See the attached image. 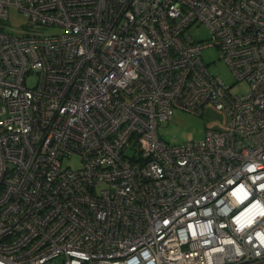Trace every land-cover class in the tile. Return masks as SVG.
<instances>
[{"label":"built area","instance_id":"built-area-1","mask_svg":"<svg viewBox=\"0 0 264 264\" xmlns=\"http://www.w3.org/2000/svg\"><path fill=\"white\" fill-rule=\"evenodd\" d=\"M10 6L61 32H7ZM0 22V264H264V0H0ZM205 104L222 129L159 136Z\"/></svg>","mask_w":264,"mask_h":264},{"label":"rangeland","instance_id":"rangeland-1","mask_svg":"<svg viewBox=\"0 0 264 264\" xmlns=\"http://www.w3.org/2000/svg\"><path fill=\"white\" fill-rule=\"evenodd\" d=\"M27 18L23 12L16 7L8 8V18L2 23L7 32L18 35L26 33H38L39 35H51L61 32L58 26H29L26 24ZM189 33L199 42H206L210 38L208 27L204 23H193L189 27ZM219 49L215 46L203 48L201 57L204 63L208 66L209 71L219 77L225 85L231 86L232 94H243L247 91V86L244 82L236 81L232 71L219 57ZM36 76L27 79L28 85H33ZM201 114H193L184 112L178 109L173 110L170 119L159 122V136L167 143L182 144L188 141H197L204 137L207 129H222L225 122L224 114L210 104L203 106ZM129 153V151H127ZM62 167L72 169L81 166V159L78 154H73L69 157H62Z\"/></svg>","mask_w":264,"mask_h":264}]
</instances>
